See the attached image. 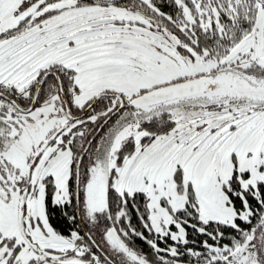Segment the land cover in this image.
<instances>
[{
	"label": "snow or ice",
	"instance_id": "snow-or-ice-1",
	"mask_svg": "<svg viewBox=\"0 0 264 264\" xmlns=\"http://www.w3.org/2000/svg\"><path fill=\"white\" fill-rule=\"evenodd\" d=\"M0 264H264V0H0Z\"/></svg>",
	"mask_w": 264,
	"mask_h": 264
},
{
	"label": "trees",
	"instance_id": "trees-1",
	"mask_svg": "<svg viewBox=\"0 0 264 264\" xmlns=\"http://www.w3.org/2000/svg\"><path fill=\"white\" fill-rule=\"evenodd\" d=\"M56 214L54 213V216H55ZM139 243V242H138Z\"/></svg>",
	"mask_w": 264,
	"mask_h": 264
}]
</instances>
